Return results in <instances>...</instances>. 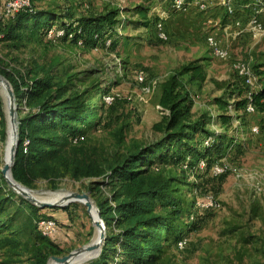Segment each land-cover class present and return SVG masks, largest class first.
I'll return each instance as SVG.
<instances>
[{
	"label": "rangeland",
	"instance_id": "374dc122",
	"mask_svg": "<svg viewBox=\"0 0 264 264\" xmlns=\"http://www.w3.org/2000/svg\"><path fill=\"white\" fill-rule=\"evenodd\" d=\"M202 1V9L193 5L175 10L170 7L171 0H32L36 10L49 8L58 15L65 13L70 20L118 9L121 20L114 25L116 43L83 47L69 39L48 40L28 34L15 47L0 33V69L30 71V75L50 76L53 81H64L69 73H86L93 83L107 87L104 99L110 105L111 125L106 128L107 121L98 130L90 131L87 145L96 149L98 158L111 161L135 144L156 139L158 135L151 126L163 114L158 102L160 83L183 64L199 59L205 67L207 76L202 82L183 76L194 97L192 110L196 115L217 117L214 98L229 89H241L233 61H246L257 85L264 80V11L259 15L262 30L254 35L249 28L254 0ZM228 4L233 8L231 13ZM140 5L141 13L137 9ZM160 18L167 31L166 40L157 36L154 27ZM211 33L229 50V57L213 55L206 40ZM90 69H94L92 74L87 72ZM140 73L143 79L138 78ZM95 94L93 103L97 100L98 93ZM0 105L6 129L8 124L7 142L0 141L1 170L11 129L9 98L2 84ZM231 114L234 118L227 129L215 123L208 126L236 135L228 149L217 158L213 156L226 170L219 175L208 170L185 173L184 194L187 202L195 197V214L200 220L184 230V247L171 240L157 264H264V113L248 114L239 109L231 110ZM253 125L259 126V133H252ZM92 179L102 176L74 179L66 174L53 183L39 178L31 192L43 200L56 199L67 191L88 192L97 205L89 189ZM209 199L214 204L205 206ZM65 206L67 210L41 208V213L53 215L62 224L59 243L64 252L60 256L92 242L98 233L85 204L73 201ZM23 211L29 212L28 208ZM6 240L8 244L2 246ZM26 249L25 238L10 235L7 229L0 232V264H27ZM94 254L89 253L86 261L98 257ZM49 264L59 263L49 258Z\"/></svg>",
	"mask_w": 264,
	"mask_h": 264
},
{
	"label": "trees",
	"instance_id": "16d2710c",
	"mask_svg": "<svg viewBox=\"0 0 264 264\" xmlns=\"http://www.w3.org/2000/svg\"><path fill=\"white\" fill-rule=\"evenodd\" d=\"M137 9L141 13V5ZM119 16L118 9H109L70 20L65 13L58 15L49 8L36 10L31 0L30 7L2 16L0 33L15 47L28 34L48 40L69 39L83 47H108L116 43L114 25L120 22ZM50 30L53 33L49 37ZM58 30L62 34L57 36ZM87 72L92 74L94 69ZM0 74L11 83L17 101L19 139L12 166L14 178L31 188L39 178L53 183L66 174L74 179L102 176L90 180L89 189L105 223L106 241L98 257L83 264H157L171 240L177 245L185 237L184 230L200 220L195 214V197L187 202L184 194L185 173L208 170L215 175L212 169L218 163L217 156L236 138L234 133L218 132L208 126L215 123L230 127L234 118L231 110L264 113V80L256 84L249 98L248 87L237 74L241 89H229L214 98L219 110L217 117L196 115L192 110L194 97L183 76L202 82L207 75L203 63L193 59L160 83L158 102L163 114L151 126L158 135L156 139L135 144L119 157L104 161L97 157L96 149L87 145V136L107 121L106 128L111 125L110 105L104 99L107 87L93 83L86 73H69L64 81L30 75V71L12 67L0 69ZM95 92L98 95L93 103ZM249 102L253 111L246 109ZM5 138L6 124L0 105V141ZM6 183L0 171V232L7 229L8 234L25 238L27 264H47L52 255L64 252L59 243L62 224L58 222V232L52 237L42 236L36 220L53 215L41 213V207L18 195ZM35 195L39 197L38 193ZM25 208L29 210L27 214ZM49 209L67 210L68 206ZM67 216L71 219V214Z\"/></svg>",
	"mask_w": 264,
	"mask_h": 264
},
{
	"label": "built area",
	"instance_id": "2783aa9c",
	"mask_svg": "<svg viewBox=\"0 0 264 264\" xmlns=\"http://www.w3.org/2000/svg\"><path fill=\"white\" fill-rule=\"evenodd\" d=\"M254 7L252 9L253 13L249 19V28L251 30L252 34H259L262 30L261 22L259 19V15L262 11H264V0H254ZM198 6L199 8H204V1L202 0H172L171 1V8L175 10H185L187 7L190 6ZM31 6V0H8L5 3L0 5V19L3 15H10L15 13L17 10H19L22 7H30ZM228 12L231 13L233 11V8L230 4L227 6ZM156 32L157 36L162 39L166 40L168 38L167 31L163 22V19H159L155 22ZM53 33V30H50L48 32V36L50 37ZM57 36L62 34V30L56 31ZM207 43L211 49V52L214 56L219 58H227L229 57V50L221 44L219 39L216 37L214 33L208 34L206 36ZM110 40L106 41V44L108 45ZM232 68L236 71V73L243 78L244 83L248 87L247 97L250 98L252 91L256 88V79L253 75L251 68L249 64L241 59H237L232 62ZM139 79H143L142 73L138 76ZM247 111H253V106L249 102L246 107ZM252 131L257 133L259 131V128L257 125L252 126ZM28 143V140L25 141V144ZM206 143H208V140H206ZM262 146L264 147V141L262 142ZM203 166V162H200V167ZM226 170L225 165L221 163H216L213 166V173L215 175L221 174ZM205 206L213 205L212 199H209L206 203H204ZM102 223L104 221L102 220ZM36 224L38 227V230L42 236L45 237H52L58 232V223L57 221L49 216H41L36 220ZM184 239L179 240L177 245L180 248L184 247Z\"/></svg>",
	"mask_w": 264,
	"mask_h": 264
},
{
	"label": "water",
	"instance_id": "95a60500",
	"mask_svg": "<svg viewBox=\"0 0 264 264\" xmlns=\"http://www.w3.org/2000/svg\"><path fill=\"white\" fill-rule=\"evenodd\" d=\"M0 76L4 79L6 83L7 92L9 95V119L10 122L14 125V134L12 138V144L10 145V159L7 162L3 163L1 167V173L7 182V184L12 187L18 194L22 195L27 201L32 204H35L41 208L46 207H63L70 202L79 201L86 205L87 211L90 213L92 217L93 224L97 227L96 229L99 230V240L97 242H90L85 244L82 247H78L67 254L64 255H52L50 258L54 259L55 261L59 262L60 264H83L86 261V258L89 256V253H95V256H98L102 250V247L106 241V231H105V224L102 223V218L100 215V210L98 206L94 203L91 199L88 192H77V191H68V193L57 201H48L43 200L35 195L31 194L30 191L33 189L24 185L23 183L17 181L12 174V166L15 162V156L18 147V139H19V119H18V112H17V101L16 96L14 94L13 87L9 80L2 74ZM7 142V129H6V138L5 141ZM11 175V179L8 178L7 174ZM92 209L96 211V216L92 215ZM87 254V255H86ZM49 262V260H48ZM47 262V264H48Z\"/></svg>",
	"mask_w": 264,
	"mask_h": 264
},
{
	"label": "bare ground",
	"instance_id": "6f19581e",
	"mask_svg": "<svg viewBox=\"0 0 264 264\" xmlns=\"http://www.w3.org/2000/svg\"><path fill=\"white\" fill-rule=\"evenodd\" d=\"M0 84H2V86L5 88L6 92H7V88H6V83L4 81V79L0 76ZM7 95H8V92H7ZM8 98H9V95H8ZM10 120V119H9ZM7 123H8V120H7ZM10 126H11V129H10V133H8V137H9V142H8V145H7V149H6V158L4 159V162H7L9 161L10 159V145L12 144V138H13V134H14V125L12 124V122H10ZM7 131H8V124H7ZM8 178L11 179V175L8 173L7 174ZM12 188V187H11ZM13 189V188H12ZM14 190V189H13ZM15 191V190H14ZM32 191H35V190H32ZM16 192V191H15ZM31 192V191H30ZM18 193V192H17ZM68 193V191L64 194H62L61 196H59L58 198L56 199H53V200H48V201H57L59 199H61L62 197H64L66 194ZM31 194L35 195L34 193L31 192ZM36 196V195H35ZM37 197V196H36ZM39 198V197H38ZM41 199V198H40ZM92 215L95 217L96 216V211L94 209H92ZM98 230V229H97ZM99 240V230H98V233H97V236L96 238L92 241V242H97ZM52 259V258H50ZM54 260V259H52ZM55 261V260H54ZM57 262V261H56ZM59 263V262H58ZM49 264V262H48ZM60 264V263H59Z\"/></svg>",
	"mask_w": 264,
	"mask_h": 264
},
{
	"label": "crops",
	"instance_id": "0c3cea01",
	"mask_svg": "<svg viewBox=\"0 0 264 264\" xmlns=\"http://www.w3.org/2000/svg\"><path fill=\"white\" fill-rule=\"evenodd\" d=\"M57 212H58V211H57ZM60 217H62V216L60 215ZM63 218H65V215H63ZM62 221H63V219H62ZM62 221H61V222H62Z\"/></svg>",
	"mask_w": 264,
	"mask_h": 264
}]
</instances>
